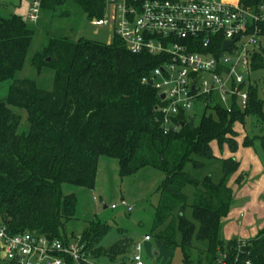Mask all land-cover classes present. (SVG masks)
I'll return each instance as SVG.
<instances>
[{"label":"trees","instance_id":"trees-1","mask_svg":"<svg viewBox=\"0 0 264 264\" xmlns=\"http://www.w3.org/2000/svg\"><path fill=\"white\" fill-rule=\"evenodd\" d=\"M60 1L43 0L42 6L54 7ZM76 1L90 18L103 15L100 1ZM239 3L252 8L264 0ZM34 34L21 16L0 15V83L11 81L7 96L0 99V222L11 232L66 238L67 223L76 219L77 198L65 194L63 184L93 188L99 159L109 156L118 160L123 176L143 166L165 173L153 222L160 245L170 250L179 247L186 264H219L222 251L232 258L238 239L222 237V219L230 211L233 190L228 181L238 171L239 161L222 158L219 183L211 176L198 181L183 168L193 154L213 156V141L236 150V122L245 123L249 116L264 121V100L255 82H250L245 108L233 101L228 109L214 100L205 107L198 124L187 122L179 131L164 134L157 108L162 102L150 84L152 70L161 63L159 56L133 53L117 35L112 43L51 38L33 57L36 69L55 72L53 88L48 90L39 87L35 79L17 77ZM252 70H264L262 53L253 56ZM16 108L27 112L26 131H21L23 117ZM259 140L264 149V133ZM252 141L246 137L243 143L249 146ZM188 184L196 189L191 204L183 192ZM188 204L193 220L184 215ZM109 229L108 224L88 222L81 232L88 262L82 264H97L95 259L100 256L121 262L128 258L133 246L128 238L110 248L99 245ZM194 236L207 241V248L195 247ZM250 241L252 264H264V229Z\"/></svg>","mask_w":264,"mask_h":264},{"label":"built area","instance_id":"built-area-1","mask_svg":"<svg viewBox=\"0 0 264 264\" xmlns=\"http://www.w3.org/2000/svg\"><path fill=\"white\" fill-rule=\"evenodd\" d=\"M43 0H30L27 20L36 22ZM103 15L95 25H111L133 53L159 56L150 81L159 95L164 134L190 122L194 101L204 107L216 100L228 109L249 100L253 56L264 52V3L244 7L220 0H98ZM111 16V19L109 18ZM226 40L233 44L224 49ZM147 81V79H144ZM194 118V117H193ZM129 210L134 205L126 200ZM116 208L117 204H112ZM151 236L145 234L144 241ZM142 244L134 246L132 264H144ZM233 257L222 251L219 264H252V242L239 238ZM0 260L14 264H82L88 262L82 236L64 239L33 231L11 232L0 222Z\"/></svg>","mask_w":264,"mask_h":264},{"label":"rangeland","instance_id":"rangeland-1","mask_svg":"<svg viewBox=\"0 0 264 264\" xmlns=\"http://www.w3.org/2000/svg\"><path fill=\"white\" fill-rule=\"evenodd\" d=\"M29 2L30 0H0L1 16L17 14L29 22L35 31L24 67L17 73L19 78L35 79L38 86L43 89L53 88L54 70L43 68L39 71L33 65V57L43 51L51 38L69 37L73 40L84 38L102 43L113 42L115 35L113 26L95 25L82 4L76 0H61L54 7L42 6L36 22L27 20ZM109 18L111 19L110 15ZM251 82L258 86L264 100V70L252 71ZM10 84V80L0 83V99L7 96ZM16 111L23 117L21 131H26L27 112L18 108ZM205 111L202 100L194 101L191 115L196 124L200 122ZM234 130L236 132L234 138L238 145L236 150H232L228 144L220 147L213 141L211 143L213 156L202 157L193 154L183 169L198 181L211 176L213 182L219 183L223 178L222 158L228 155L240 161V177L232 180L230 184L233 189V200L228 215L222 219V237L230 239L243 236L247 239L250 238L253 229H264V149L259 140V136L264 133V121L260 122L256 117L249 116L245 123L236 122ZM246 137L253 140L249 146L243 143ZM164 179L165 173L152 166H143L134 173L123 176L116 158L101 156L93 188L63 184V192L75 194L77 198L76 219L67 223V236H81L88 222L96 220L110 226L107 235L100 241L99 245L102 247L110 248L123 237L133 243L124 262L100 256L95 259L97 264H132L131 258L137 243L142 244L141 255L144 264H186L181 249L176 247L170 250L160 245L155 236L157 230H153L155 208L160 197L159 188ZM195 191L192 184L186 185L183 189L190 204L194 200ZM122 200L134 205V208L129 210L121 205ZM112 204H117V207L112 208ZM190 204L186 205L184 215L193 220ZM178 214L177 209L173 214L175 220L178 219ZM145 234L151 235L149 241H144ZM180 239L181 234L176 230L177 242H180ZM192 244L201 249L208 246L207 241L199 240L195 236ZM0 264L14 263L0 260Z\"/></svg>","mask_w":264,"mask_h":264},{"label":"crops","instance_id":"crops-1","mask_svg":"<svg viewBox=\"0 0 264 264\" xmlns=\"http://www.w3.org/2000/svg\"><path fill=\"white\" fill-rule=\"evenodd\" d=\"M220 1H223V2H227V3H233V4H235V3H239V1L240 0H220ZM263 55H264V52L262 53ZM228 157H232V156H228V155H225V157H223V158H228ZM238 160V159H237ZM239 161V160H238ZM239 163H240V161H239ZM240 173H241V163H240V167H239V169H238V171L236 172V173H234L231 177H230V179H229V181H228V186L229 187H231V182H233L235 179L237 180L239 177H240ZM233 180V181H232ZM232 188V187H231ZM233 190V189H232ZM105 207H107V205H105ZM241 216H242V214H241ZM260 229L261 228H259V229H253L252 230V232L250 233V238H247V239H252V238H254V237H256L258 234H259V232H260ZM248 237V236H247ZM239 238H243V239H246V238H244L243 236H241V237H231L230 239H239ZM151 239V238H150ZM228 240V239H227ZM146 241H149V240H146Z\"/></svg>","mask_w":264,"mask_h":264},{"label":"water","instance_id":"water-1","mask_svg":"<svg viewBox=\"0 0 264 264\" xmlns=\"http://www.w3.org/2000/svg\"><path fill=\"white\" fill-rule=\"evenodd\" d=\"M232 44H233V41L232 40H226L224 42V44H223V47H224V49H228L229 46L232 45ZM47 60L49 61L50 60V57H48ZM152 83H153V81H150V84H152ZM165 95H166L165 92H163V93H161L159 95V98L163 100L165 98ZM190 125H194V118L193 117L190 120ZM131 262H132V259H131Z\"/></svg>","mask_w":264,"mask_h":264}]
</instances>
